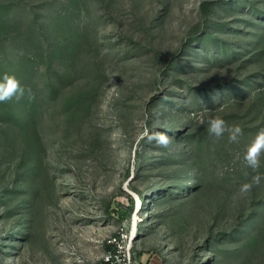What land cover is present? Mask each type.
<instances>
[{"label": "rangeland", "instance_id": "obj_1", "mask_svg": "<svg viewBox=\"0 0 264 264\" xmlns=\"http://www.w3.org/2000/svg\"><path fill=\"white\" fill-rule=\"evenodd\" d=\"M4 73L34 99L0 103V264H102L121 228L164 264H264V179L238 195L264 0H0Z\"/></svg>", "mask_w": 264, "mask_h": 264}, {"label": "clouds", "instance_id": "obj_2", "mask_svg": "<svg viewBox=\"0 0 264 264\" xmlns=\"http://www.w3.org/2000/svg\"><path fill=\"white\" fill-rule=\"evenodd\" d=\"M26 95L29 100L34 99L31 89H25L14 74L4 73L0 76V103H6L13 99L19 101ZM208 132L216 138L224 136L227 132L228 139L231 142H237L238 138L243 134L239 125H228L219 117L212 118L209 121ZM148 139L150 142L155 141L158 146L163 148H167L171 144V139L162 132H155L149 135ZM262 154H264V128L255 134L244 155L247 167L257 174L252 177L251 182L241 185L238 191V195L241 198L246 197L251 192L253 186H259L261 180L264 179V175L259 173Z\"/></svg>", "mask_w": 264, "mask_h": 264}, {"label": "built area", "instance_id": "obj_3", "mask_svg": "<svg viewBox=\"0 0 264 264\" xmlns=\"http://www.w3.org/2000/svg\"><path fill=\"white\" fill-rule=\"evenodd\" d=\"M106 244L108 250L103 254L102 264H134L132 239L123 228L108 237Z\"/></svg>", "mask_w": 264, "mask_h": 264}, {"label": "crops", "instance_id": "obj_4", "mask_svg": "<svg viewBox=\"0 0 264 264\" xmlns=\"http://www.w3.org/2000/svg\"><path fill=\"white\" fill-rule=\"evenodd\" d=\"M134 264H164L163 260L159 255L152 252H144L135 247Z\"/></svg>", "mask_w": 264, "mask_h": 264}]
</instances>
